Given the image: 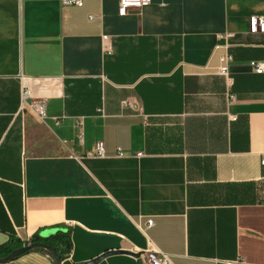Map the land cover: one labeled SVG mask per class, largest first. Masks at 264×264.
<instances>
[{
	"label": "crops",
	"instance_id": "0c3cea01",
	"mask_svg": "<svg viewBox=\"0 0 264 264\" xmlns=\"http://www.w3.org/2000/svg\"><path fill=\"white\" fill-rule=\"evenodd\" d=\"M262 14L264 0L126 15L119 0H0V247L61 225V264H144L152 247L174 264H264ZM5 264L57 263L33 249Z\"/></svg>",
	"mask_w": 264,
	"mask_h": 264
},
{
	"label": "built area",
	"instance_id": "2783aa9c",
	"mask_svg": "<svg viewBox=\"0 0 264 264\" xmlns=\"http://www.w3.org/2000/svg\"><path fill=\"white\" fill-rule=\"evenodd\" d=\"M65 5H77L82 6L83 0H62ZM152 0H119V13L121 15H126L134 10H141L144 6L151 3ZM249 27L252 33L261 32L264 34V14L253 15L249 19ZM233 33H225L222 35L224 38H232ZM232 62V57L230 54L225 53L221 56V65L219 67V74L224 76L229 84L233 82V78L230 72V64ZM251 67L256 73H264V62L263 61H251ZM25 95H29L28 92ZM31 109L36 113V115L45 120L47 115L46 101L36 100L30 104ZM56 123L60 124V117L56 118ZM82 119H80L76 126L82 127ZM103 153V144H99L96 154ZM92 154V153H91ZM262 165L264 167V158L262 159ZM154 224L152 219L147 221V226L151 227ZM144 260V264H174L172 261V256L168 253L161 251L158 248L152 247L150 250L146 251L141 255Z\"/></svg>",
	"mask_w": 264,
	"mask_h": 264
},
{
	"label": "trees",
	"instance_id": "16d2710c",
	"mask_svg": "<svg viewBox=\"0 0 264 264\" xmlns=\"http://www.w3.org/2000/svg\"><path fill=\"white\" fill-rule=\"evenodd\" d=\"M30 243H43L54 249L64 260L73 249L72 232L65 226L52 227L48 233L39 231L34 234L29 242H23L21 240H11L10 243L0 247V258L9 255L14 250H17L23 246H27ZM50 253L45 249L38 248Z\"/></svg>",
	"mask_w": 264,
	"mask_h": 264
},
{
	"label": "water",
	"instance_id": "95a60500",
	"mask_svg": "<svg viewBox=\"0 0 264 264\" xmlns=\"http://www.w3.org/2000/svg\"><path fill=\"white\" fill-rule=\"evenodd\" d=\"M38 248L45 249V250L49 251L52 254V256L54 257V259L56 260V263L61 264V262H62L61 256L54 249H52L50 246L43 244V243H30L27 246H23L17 250H14L9 255L0 258V264L8 263V262L18 258L19 256H21V255H23V254H25V253L33 250V249H38ZM113 252H108V253L104 254L103 256H101L100 258H102L106 255L112 254Z\"/></svg>",
	"mask_w": 264,
	"mask_h": 264
}]
</instances>
